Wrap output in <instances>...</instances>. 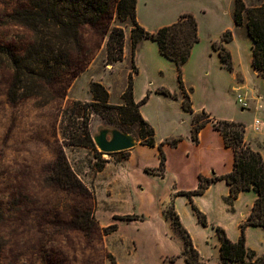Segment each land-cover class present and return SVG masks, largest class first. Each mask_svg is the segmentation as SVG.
<instances>
[{
	"label": "rangeland",
	"instance_id": "rangeland-1",
	"mask_svg": "<svg viewBox=\"0 0 264 264\" xmlns=\"http://www.w3.org/2000/svg\"><path fill=\"white\" fill-rule=\"evenodd\" d=\"M244 1L248 6L259 3ZM30 2L0 0L1 44L19 47L26 42V34L17 26L14 16L16 9ZM232 8L233 0H138L137 20L153 32L188 10L194 11L190 13L198 23L200 44H207L213 37L218 40L227 29L236 34L233 46L242 54V75L251 98L249 109H242L236 101L231 88L235 84L232 74L218 65L200 70L189 61L182 68V75L184 72L187 81L194 83L195 86H189L198 102L207 103L237 122L250 124L257 118L264 126V76L257 75L248 61L251 42L235 29ZM113 24L122 26L130 36L129 21L116 20ZM83 31L94 59L78 75H65L54 82L49 93L9 101L10 78L0 63V198L6 212L1 226L5 246L0 264H175L168 260L178 252L181 242L161 213L165 181L130 169L126 173L112 172L109 166L125 157L127 150L109 154L99 151L95 144L96 151L67 144L71 134L65 131L63 118L71 123V131H82L81 117L73 115L68 119L63 113L76 100L93 103L88 122L92 137L101 128H116L138 141L137 124L123 125L118 108L124 104L120 92L131 68L130 49L122 62L106 64L105 42H100L90 28ZM99 43L100 47L95 49ZM135 64L138 74L133 80V91L136 95L150 91L142 111L155 129L156 139L182 134L186 114L178 99L156 93L158 88L172 92L178 88L175 65L160 55L151 40L138 44ZM92 82L102 84L108 91L106 103L94 99L90 91ZM96 92L100 95V91ZM128 117L126 112L122 115ZM60 148L87 191L76 185L61 188L53 183L51 169ZM147 159H153L149 152ZM219 193L212 191L206 201L211 204ZM168 202L164 211L171 210ZM126 215L136 219L129 220ZM79 217H89L85 229L76 225ZM112 225L115 229L109 230ZM199 227L195 239L200 252L215 258L217 240L211 227ZM263 240L261 232L250 235V243L257 247Z\"/></svg>",
	"mask_w": 264,
	"mask_h": 264
},
{
	"label": "trees",
	"instance_id": "trees-1",
	"mask_svg": "<svg viewBox=\"0 0 264 264\" xmlns=\"http://www.w3.org/2000/svg\"><path fill=\"white\" fill-rule=\"evenodd\" d=\"M258 1V4L248 6L244 0H233L232 20L235 26L243 24L246 26L247 34L253 42L252 66L258 75L264 76V0ZM136 4L137 0H31L28 6L16 9L15 23L26 34L27 40L19 47L14 44L0 43V63L8 70L10 78L7 97L14 103L20 98L38 96L43 92L49 93L54 82L62 76L69 74L76 76L83 72L95 56L93 52L88 51L83 31L86 27L91 29L100 42H105L106 64L122 61L125 31L122 26L113 24V22L118 20L127 23L129 21L131 23V68L127 77V86L121 96L124 104L118 108L121 110L123 125L137 124L135 134L138 141L149 147H157L159 166L157 169L145 168V172L163 176L165 169L163 145L175 146L181 140L180 137H175L156 143L154 128L139 111V106L149 98L150 91H146L137 103L133 99V79L138 74L134 61L135 51L142 39H149L156 43L159 53L175 65L182 108L191 115L192 140L196 142L199 129L211 122L214 129L222 136L225 146L233 151V167L230 172L222 176L199 175L196 189L178 193L188 197L198 221L205 226L207 225L206 216L193 203V195L202 194L211 183L217 180H224L228 186L229 195L224 200L228 205H232L240 192L255 191L257 196L246 220L239 226L240 237L237 241L230 240L222 227L213 226V228L219 240L220 262L218 264H229L230 262L264 264V253L258 255L245 243L246 226L264 228V162L262 156L244 140L245 126L242 122L214 119L205 110L195 113L190 99L192 89L186 90L183 85L182 66L188 60L193 45L199 40L196 18L191 13H182L176 21L149 32L137 21ZM232 38V31L227 29L218 40L211 43L212 48L218 53L220 62L229 71H233V66L230 53L224 44ZM100 44H97L95 49H98ZM97 90L100 91V95L96 92ZM90 91L98 102L106 103L109 98L108 91L98 82L90 84ZM156 92L177 98L175 93H171L166 88H158ZM92 105L93 103L90 102L76 100L64 110V117L67 116L68 119L73 115L83 119L82 131L77 133L75 130H70L71 123H66L63 118L65 131L71 134V139L67 144L81 145L96 151L88 127ZM125 112L129 114L127 119L122 118ZM51 174L53 183L61 188L76 185L81 190L87 191L72 171L61 148L52 164ZM165 215L170 220L173 231L183 240L184 247L181 255L185 262L187 264H207L200 260L198 251L194 248L188 232L181 225L172 206L171 210L165 211ZM124 217L129 220L136 219V216L132 215ZM5 218L3 200L0 198V253L5 246V238L1 234V226ZM88 220L89 217H79L75 222L79 228L85 229ZM114 229V225L109 227V230Z\"/></svg>",
	"mask_w": 264,
	"mask_h": 264
},
{
	"label": "crops",
	"instance_id": "crops-1",
	"mask_svg": "<svg viewBox=\"0 0 264 264\" xmlns=\"http://www.w3.org/2000/svg\"><path fill=\"white\" fill-rule=\"evenodd\" d=\"M137 7H138V0L136 4V18H137ZM182 12L194 13V11L188 12V10ZM177 18L175 19V21L177 20ZM197 27H198V23H197ZM234 27L237 31L241 33L242 36H246L250 40L251 46L248 52V58H249L248 61L253 71L258 75V73L254 70L252 66L253 42L247 34L246 26L243 24L241 26L234 25ZM127 35L128 34L125 32L123 60L126 57V54L129 51V49L131 54L130 36ZM198 37H199V29H198ZM142 40H149V39H142ZM216 40L217 38L213 37L208 39V42H206L207 44H203V43L200 44L201 39L199 38L198 42L193 45L190 56L186 62L191 61V63H193L195 66L200 67V70L203 68H207L208 66L214 67L215 65L216 66L218 65L220 69L228 71V73L232 74V78L235 83L231 88L236 93V95L237 93H239L247 100L248 108L245 109H249L250 108L249 102L251 98L245 83V79L242 75V71H243L242 54L233 46L236 41V34H233V38L231 41L224 44L225 48L230 53L233 71L227 70V68L220 62L217 51L212 48L211 43ZM134 61H135V55H134ZM183 66L182 68L184 70L186 64L184 67ZM182 76H183L182 80H184L183 85L186 90L190 88L189 85L195 86L194 83H192L191 81H187L184 72ZM126 86H127V82L125 87L120 92L121 96ZM177 87L178 88L176 90H173V92L170 91L171 93H175L177 95V98L175 99L172 97L170 98H172L173 100L178 99L180 108L182 109L184 114H186L185 115L186 123L184 124L185 127H183L184 131L182 134L173 133L172 136L170 137H166V138L161 137L157 139L155 133L156 143H160L167 138H175V137L181 138V140H179L177 145L175 146H170L167 144L163 145V151L165 153L164 175L161 176L156 173L145 172V168H150V169L158 168L159 155L156 146L149 147L147 145L141 144L139 141H136L135 145L131 149L127 150V155L125 158H122L119 162L113 164V167L109 166V169H111L112 172H116V173H124V172L126 173V170L130 169L136 174L153 175L159 177L161 180H164L166 196L160 199L161 202L160 205L162 207L161 213L169 221V225L172 233L176 234L180 238V236L173 231L170 220L165 215L163 206L165 205L166 201H169L168 203H171V206L175 211V213L177 214L181 225L188 232L194 248L199 253L200 260L207 264H218L220 262L219 240L217 238L213 226L222 227L225 230L230 240L237 241L240 237L239 226L241 223H243L246 220L248 214L250 213L253 202L257 194L253 190L242 191L239 193L237 198L233 200L232 205H228L224 201L225 198L229 195L228 186L224 180H217L211 183L202 194L192 196L193 203L202 213L205 214L206 219L207 218L209 219V223L207 219V225L205 226L198 221L195 213L191 208V203L188 197L183 194H179L178 192L191 191L196 189L198 186L199 175H202L204 177H211L212 175L222 176L230 172L233 167V151L231 148L225 146L222 136L217 130L214 129L211 122L207 123L205 126L199 129L197 133L198 140L196 142L192 140L191 115L183 110L181 103V99H182L181 91L179 89L178 83H177ZM143 95L145 94L141 93L139 95H136L133 91L134 101L136 103L139 102L142 99ZM190 99L195 113H199L202 110H205L214 119L236 121L234 117L223 114L222 112L218 111L217 109H214L207 103L198 102L195 98L194 92L193 93L191 92ZM145 103L139 106V111L144 119H145V115L142 111V106ZM255 120L258 119L256 118ZM255 120L250 124H246L243 122L245 126L244 140L246 141L247 144H249V146L253 150L258 151L261 154L264 162V126L261 123V121L258 120V123H255ZM148 152L152 154L153 157L152 160L147 159ZM109 164L110 163L107 162V166ZM105 169L106 167L105 168L103 167L102 171H104ZM214 190H219L220 192L219 196L216 197L211 204H209L206 201L207 195ZM172 196L174 197V200L173 198H171ZM199 226L204 228H207L208 226L211 227L214 236L217 240V243L214 244V247L217 248V255L215 258L204 256L200 252L195 239V233H198L200 231ZM254 232H261L264 235V228L258 226H251V225L246 226L245 243L247 247L254 250L258 255H260L264 253V240L260 243L259 247L252 245L250 243V235ZM180 242H181L180 249L178 250V252H176L175 255H172L168 260L170 263L187 264L184 260V257L181 255V251L183 250L184 247L183 240L181 238H180ZM229 264H235V263L230 262Z\"/></svg>",
	"mask_w": 264,
	"mask_h": 264
},
{
	"label": "water",
	"instance_id": "water-1",
	"mask_svg": "<svg viewBox=\"0 0 264 264\" xmlns=\"http://www.w3.org/2000/svg\"><path fill=\"white\" fill-rule=\"evenodd\" d=\"M92 140L99 151L103 153H114L131 149L136 139L129 133L116 128H101Z\"/></svg>",
	"mask_w": 264,
	"mask_h": 264
},
{
	"label": "built area",
	"instance_id": "built-area-1",
	"mask_svg": "<svg viewBox=\"0 0 264 264\" xmlns=\"http://www.w3.org/2000/svg\"><path fill=\"white\" fill-rule=\"evenodd\" d=\"M236 101L242 109L248 108L247 100L241 94L237 93ZM255 123H258V120H255Z\"/></svg>",
	"mask_w": 264,
	"mask_h": 264
}]
</instances>
